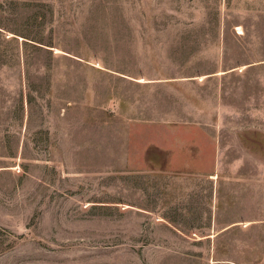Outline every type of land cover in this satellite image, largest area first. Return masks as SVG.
Returning a JSON list of instances; mask_svg holds the SVG:
<instances>
[{
    "label": "rangeland",
    "instance_id": "374dc122",
    "mask_svg": "<svg viewBox=\"0 0 264 264\" xmlns=\"http://www.w3.org/2000/svg\"><path fill=\"white\" fill-rule=\"evenodd\" d=\"M0 264H264V0H0Z\"/></svg>",
    "mask_w": 264,
    "mask_h": 264
}]
</instances>
